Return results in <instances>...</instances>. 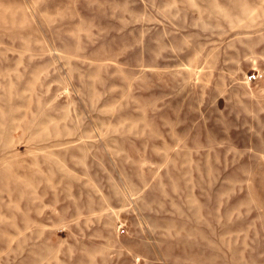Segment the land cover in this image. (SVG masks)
<instances>
[{"label":"rangeland","instance_id":"obj_1","mask_svg":"<svg viewBox=\"0 0 264 264\" xmlns=\"http://www.w3.org/2000/svg\"><path fill=\"white\" fill-rule=\"evenodd\" d=\"M0 264H264V0H0Z\"/></svg>","mask_w":264,"mask_h":264},{"label":"built area","instance_id":"obj_2","mask_svg":"<svg viewBox=\"0 0 264 264\" xmlns=\"http://www.w3.org/2000/svg\"><path fill=\"white\" fill-rule=\"evenodd\" d=\"M259 78V75L257 73H252L250 76H249V79L252 80V81H255Z\"/></svg>","mask_w":264,"mask_h":264}]
</instances>
